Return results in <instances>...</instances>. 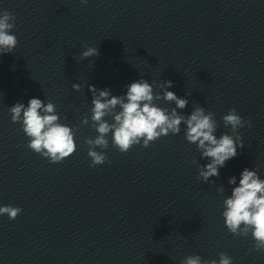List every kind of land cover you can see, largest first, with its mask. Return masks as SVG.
Masks as SVG:
<instances>
[{
	"label": "water",
	"instance_id": "water-1",
	"mask_svg": "<svg viewBox=\"0 0 264 264\" xmlns=\"http://www.w3.org/2000/svg\"><path fill=\"white\" fill-rule=\"evenodd\" d=\"M88 47L99 55L82 58ZM141 78L161 95L171 80L167 90L188 101L181 115L197 106L212 112L217 138L232 134L222 120L230 109L251 121L218 177L198 178L210 161L186 140L183 123L180 133L127 153L109 133L110 163L90 166L84 141L98 133L89 86L124 96ZM31 98L52 102L59 122L76 130V151L60 163L29 149L11 120L9 108ZM245 168L264 179V0H107L0 72V207L22 209L14 220L0 216V264H181L221 252L233 264H264L251 235H232L222 216Z\"/></svg>",
	"mask_w": 264,
	"mask_h": 264
},
{
	"label": "clouds",
	"instance_id": "clouds-1",
	"mask_svg": "<svg viewBox=\"0 0 264 264\" xmlns=\"http://www.w3.org/2000/svg\"><path fill=\"white\" fill-rule=\"evenodd\" d=\"M87 2L88 0H81L82 4L86 5ZM15 27L16 16L7 10L0 11V54L12 53L16 48L18 39L12 34ZM98 55V49L94 47H88L81 53L82 58ZM172 83L167 80L164 85H160L163 89L162 95L154 93L152 83L143 78L132 82L124 96H113L107 88L98 90L89 86L92 92L90 118L98 133L94 139L86 138L84 141L88 145L91 167L110 163L103 151L109 146V133L112 145L119 152L127 153L134 145L141 144V141L142 146L147 148L161 136L180 133V125L183 123L186 125V140L197 146L201 159L210 161L199 167L198 178L208 182L210 177L219 176V169L238 155V148H243L238 129L246 124L251 127V121H245L234 108L230 109L223 115L222 120L225 127L231 126L232 134L222 133L217 138V121L212 112L206 113L200 106L195 107L189 116L176 111L177 108H186L188 101L167 90ZM73 88L79 91L81 85L73 84ZM161 99L174 101L176 108L169 111L154 103ZM9 112L12 122L20 123L29 138L27 147L47 158L50 163H60L75 153L76 130L59 122L60 117L52 102L45 104L39 98H31L27 106L17 102L9 108ZM110 115L112 123L105 119ZM82 123L87 125L88 117H85ZM96 148L101 151H96ZM228 183L236 185V177H231ZM217 191L223 194L224 189L221 187ZM223 203L222 216L227 230L234 236L247 237L250 234L254 241L252 250L264 251V179L258 176L256 170L245 168L241 172L238 186L232 189L231 195L225 198ZM21 212L20 207L12 205L0 207V216L7 214L10 220L16 219ZM181 264H233V261L230 256L221 252L218 260H203L199 255H190L184 258Z\"/></svg>",
	"mask_w": 264,
	"mask_h": 264
}]
</instances>
